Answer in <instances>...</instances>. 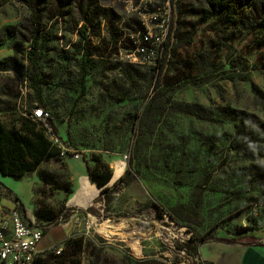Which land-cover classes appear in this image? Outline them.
Masks as SVG:
<instances>
[{"label": "rangeland", "instance_id": "rangeland-1", "mask_svg": "<svg viewBox=\"0 0 264 264\" xmlns=\"http://www.w3.org/2000/svg\"><path fill=\"white\" fill-rule=\"evenodd\" d=\"M149 1L0 0V121L31 118L36 86L62 152L13 179L24 202L0 175V217L75 209L69 169L96 157L114 179L92 188L88 235L67 237L69 210L44 226L42 259L67 264L76 239L80 264H205L199 239L264 231V0L238 24L205 0ZM148 30L163 68L132 54Z\"/></svg>", "mask_w": 264, "mask_h": 264}, {"label": "trees", "instance_id": "trees-1", "mask_svg": "<svg viewBox=\"0 0 264 264\" xmlns=\"http://www.w3.org/2000/svg\"><path fill=\"white\" fill-rule=\"evenodd\" d=\"M206 3L213 9L222 11L227 20L232 24H238L245 16L246 10L250 0H205ZM84 37V34H82ZM36 43V41H35ZM158 66L163 68V64L158 62ZM157 67V66H156ZM12 68V67H9ZM155 70V67L153 68ZM245 80V79H242ZM35 101L37 106L48 112L42 100L41 90L35 86ZM41 121L31 118H21L13 121H0V175L10 177L12 179H20L26 174L36 171L39 166L51 158H58L60 156L61 148L58 144L51 141L40 127ZM47 126L51 128L54 137H57V129L52 122L50 115L46 122ZM39 126V127H38ZM96 166L93 170L86 167L87 177L91 184L100 189L101 194H105L108 190L107 186L113 178V173L107 164L95 158ZM45 184L53 185L51 175L45 173L41 176ZM122 178H120V181ZM55 186V185H54ZM59 188V187H56ZM65 191L72 193L71 185L66 184ZM107 196V195H106ZM17 200V198H16ZM67 210V209H66ZM66 210L56 211L51 207H41L36 213L35 217L39 222L51 224L56 222L62 216L67 218ZM194 238H191V241ZM203 238L199 242L204 243ZM218 242L232 243V240L216 239ZM82 242L74 239L69 242V252H65V262L67 264H80L76 259V254L80 251ZM34 264H56L55 261L49 259L38 258Z\"/></svg>", "mask_w": 264, "mask_h": 264}, {"label": "built area", "instance_id": "built-area-1", "mask_svg": "<svg viewBox=\"0 0 264 264\" xmlns=\"http://www.w3.org/2000/svg\"><path fill=\"white\" fill-rule=\"evenodd\" d=\"M142 2H151L141 0ZM163 38L156 35L153 39L150 31L139 32L133 39V53L144 60L148 66L156 67L161 60ZM156 47V50H155ZM32 119L41 121L40 127L44 134L54 142L56 137L46 122L50 113L41 108H36L31 113ZM89 216V215H88ZM35 220H26L16 209H12L8 216L0 217V264H34L44 251L39 249V244L44 235V226ZM90 224L86 223L84 235L89 234Z\"/></svg>", "mask_w": 264, "mask_h": 264}, {"label": "crops", "instance_id": "crops-1", "mask_svg": "<svg viewBox=\"0 0 264 264\" xmlns=\"http://www.w3.org/2000/svg\"><path fill=\"white\" fill-rule=\"evenodd\" d=\"M71 157L72 156H68L67 164ZM80 168L81 170L79 171H76L75 169H69V172L72 174V179L75 181V193L77 196L79 195L80 198L77 202L73 203V200H75L73 198L76 195H71L67 200V208H71V206L75 208L67 209L70 213L68 220L69 222H65V224L59 225L61 227L63 226L65 232L67 233V237L69 232H71V229H68V226L71 222L72 225L70 226H72V230H75V228H81L83 224L86 225V223L84 222L85 219L87 220V218L84 216L85 214L83 213H85V211L83 210H85L84 208L88 205L90 196H93L91 194L93 192L92 188L94 187V185L89 182L87 175L85 174L84 167L80 165ZM80 177L82 178L78 186L77 179ZM1 181L9 189H11L21 199L22 202L25 201V199L20 196L23 194V185L21 184V181H15L10 177H3ZM20 192L22 194H20ZM69 202H72L71 205H69ZM88 215L89 214H87V216ZM83 228L81 231L79 229V231L83 232ZM45 235L46 233L43 235L41 242L43 241ZM243 235H245V237L236 240L232 243H227L224 241H210L200 244L199 255L201 261L205 264H264V243H262L264 242V239H260L261 236H264V231H261V233L249 232ZM217 236L220 237V235ZM41 250L43 251L45 249Z\"/></svg>", "mask_w": 264, "mask_h": 264}]
</instances>
